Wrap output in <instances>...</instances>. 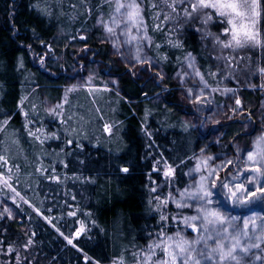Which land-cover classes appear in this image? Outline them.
Here are the masks:
<instances>
[{
    "label": "trees",
    "instance_id": "trees-1",
    "mask_svg": "<svg viewBox=\"0 0 264 264\" xmlns=\"http://www.w3.org/2000/svg\"><path fill=\"white\" fill-rule=\"evenodd\" d=\"M143 2L149 53L162 63V80L145 68L136 77L125 64L133 53L129 44L119 57L102 40L97 22L111 16V0H0V176L6 168L18 172L10 188L21 199L14 221L0 209V264H135L161 237L162 225L164 236L182 228L168 194L184 189L199 151L213 154L219 173L229 172L235 150L264 123V91L254 76L264 66V0L256 23L261 47L234 51L229 60L228 48L218 53L213 36L205 35L227 37L215 14L202 24L199 12L185 17L183 10L191 9L178 3L165 22L153 6L162 0ZM188 53L203 76L231 67L238 83L227 86L249 81L252 90H238L243 118L226 121L211 94L207 102L174 88L168 75ZM91 71L115 80L117 89L106 85L91 95L69 86ZM186 114L216 123L207 132L194 130ZM164 166L173 169L171 178H164ZM258 210L264 228L263 202Z\"/></svg>",
    "mask_w": 264,
    "mask_h": 264
},
{
    "label": "rangeland",
    "instance_id": "rangeland-1",
    "mask_svg": "<svg viewBox=\"0 0 264 264\" xmlns=\"http://www.w3.org/2000/svg\"><path fill=\"white\" fill-rule=\"evenodd\" d=\"M111 1L113 7L111 16L105 20H99L97 22V28L101 30L102 40L110 46L111 53L116 54L119 57L124 56V47L125 45L127 46L129 44L130 50L132 49L133 53L127 55L130 60L127 61V63L125 64H127L131 70L136 71V77L138 76L139 71H141L139 69L145 68L146 70H148V74H152L151 76H155L156 80H162L167 78V75L162 70V63L156 58L152 57L149 53L152 38L150 37L147 31V24L144 15V2L141 4L143 27H129V25L124 22L122 15L116 13L115 11L116 0ZM121 2H126V0H121ZM159 4L161 5L159 6V8H157L158 4L155 5L154 8L155 10H158L157 12L162 15V20L166 22L169 19V13L172 14V10L169 11L170 8L166 9L164 7L165 0H162V2H159ZM165 12L167 13L165 14ZM113 16H117L119 18L118 24L113 23ZM258 16L256 17V23ZM245 23H247V21H245ZM256 23L255 30L258 32V25ZM107 27H112L114 29L115 35H111L110 33H108ZM125 29H127V33H125ZM205 33L208 32L206 31ZM133 35L137 37L136 40H131V36ZM228 39L229 37L227 36L226 38H223L221 40L226 41ZM258 39H260L261 41V44L258 45L260 48L262 45V39L260 34L258 35ZM126 40L129 42L125 43ZM206 40L208 39L206 38ZM166 41L168 45H174L171 40L168 39ZM248 47L252 46L249 45L242 48H238L236 50L228 48L229 54H224V56L228 60L229 57L235 58V54L238 53L240 55L242 53V50H245V48ZM137 48H141L142 53H137ZM217 48L218 53L222 54V50L220 49L219 45ZM234 51H236L237 53H235ZM189 56H191L192 58L193 66H189ZM137 57H139V59ZM230 68L231 67H227L225 68V70L221 68H216V70H213L212 72H207L206 74H204L205 76H203L193 55L188 53L187 55L182 57L181 62L177 64L176 68L173 70V72L171 71V74L168 75V77H171L170 80L172 81L173 85H175L174 88L180 89L179 91H194V99L200 100L202 97L207 96V102H210L209 95L211 94L213 97L212 99L214 101L212 102V104L216 106L218 110L223 109L222 116L226 119V121L231 120L233 117L241 119L245 116L246 111L243 107L242 101L240 100L238 90H252L253 87L249 83H247L249 81H246V84L243 82L241 84H245L243 87L227 86L229 85L230 81H233V83H238L236 78L231 76L234 75V72L236 73L237 71L235 70V68ZM254 76L258 78V81L260 82V90L263 92L264 87L261 86L264 85V66L257 67ZM201 77H203V79H201ZM70 84L72 85L69 86L73 88H77L78 86L88 89L89 92H91V95L93 93H96L97 91H103L104 89H107L108 87L106 85H109L110 88H112L111 90L117 89L115 80H113L112 78H108L105 75L103 76L97 74L95 71H91L90 74L85 72V75L82 76L81 74L78 75L77 77H75L74 82H70ZM99 84L102 85L98 86ZM205 84L207 85V87H205ZM160 95L161 94L158 93L153 102H159ZM261 103L262 104L260 105L262 107V111L264 110V98L263 102ZM193 107L194 108L191 110V112H193L195 109V106ZM208 108L210 107L206 106L204 110H209ZM200 115L204 117L203 114ZM184 118L187 120L188 123H190L194 130L198 128L202 131L205 130V132L210 131L212 126L216 123L215 119L209 122L207 121L208 123H206V121L203 122L205 118H203L201 121L199 120V117L195 116V114H186ZM202 122L204 123V126L202 125ZM242 129L246 134L251 133L253 131V129L248 123L244 124ZM106 131L109 132V128H107ZM262 135H264V123H258V128L255 132H253L252 139H250L251 141L245 145L241 144L240 147L235 150L234 159L228 168L230 170L229 172L226 171L224 173H219V169L216 168V164L218 162L216 161L217 159H215L213 154H208L205 151V148L199 151L198 155L194 159L192 167H190L187 171V182L184 189L182 191H178L176 194L173 193L172 195H169L167 193L172 200L174 208L176 209V213L174 214V220L176 222H179L182 226V228L173 232L169 236H176L177 233H180L183 238L191 241L196 239L198 236L204 235L201 232L193 231V227H189L183 223L184 216L197 215V212L195 211V206L197 202L190 201L189 203L192 205V207L182 206L180 208H177L176 203L172 199V197H175L176 200H181L182 197L180 193L184 192L186 189H197L201 181H203L204 185L213 192V196L211 197L213 203L209 204L207 207L213 211H220L225 216L234 218V224L239 230L238 232H234L232 228H228L227 232L224 234V237L220 238L221 242L225 245V251H227L228 248H234V255L237 257L239 264H264V228L262 227L263 224H261V221H259L261 217V211L258 210L260 203H264V188L261 187V185H264V175L261 174L264 173V158H262L257 153L255 143L257 138ZM109 143H112V141H110ZM249 154L254 155V160L250 161L247 159ZM254 167L259 168L260 172L257 173L253 171ZM170 171L171 174L169 175L168 173ZM15 173L9 168H6L4 169V174L0 176V190H10L9 193L11 194V196H6L3 193L0 194V209L11 221H14L16 220V218H18L17 211L14 208V205L19 204V202L21 201L20 196L12 188H10L13 184V181H17V179L14 180ZM162 173L164 178H171L173 175V169L168 166H164ZM253 176L257 177L254 183H243L245 178H249L250 180V178ZM233 177H236L237 179L233 180ZM225 178H227L229 181V187H232V185L235 184V188L233 190L236 192L237 196H241V193H243V199L240 202H237L235 198L226 199L225 196L221 195L222 192L227 193V189L221 188V182L224 181ZM249 191L252 192L251 195H249ZM257 197H260V199H257ZM153 198L159 201V198H157L155 194ZM216 198H219V200L216 201ZM254 205H258V208L256 206L254 207ZM254 209H256L257 211L255 212ZM193 225L197 229H199L200 221H193ZM81 230L82 228L76 231L74 238L81 233ZM166 236H161L158 239L155 238L153 239L152 243L154 241L161 240ZM236 238H238L241 242L239 247H235ZM68 242L71 244L72 240L70 239L68 240ZM215 244V240H208L207 247H205L204 242L196 243L194 245L195 251L192 253L193 259L199 258L200 264H237V260L223 259L217 256L216 254H212V259L210 260L205 259L201 261L200 253L202 251L211 253V248ZM244 248H247L248 250L246 252L242 251L241 249ZM147 255L148 253H145L143 255L141 254L142 259L138 258L135 264H146L145 257ZM248 256H251L253 260L243 262L244 258H247ZM155 259L163 260L167 259V256L165 253L161 252L160 249L157 248L155 250V255L152 256L153 264ZM177 264H182V260H178Z\"/></svg>",
    "mask_w": 264,
    "mask_h": 264
},
{
    "label": "snow or ice",
    "instance_id": "snow-or-ice-1",
    "mask_svg": "<svg viewBox=\"0 0 264 264\" xmlns=\"http://www.w3.org/2000/svg\"><path fill=\"white\" fill-rule=\"evenodd\" d=\"M143 0H126V2H121V0H116L115 11L118 14H121L123 20L129 27L140 26L143 27V16L141 15V4ZM165 3L172 9L173 12L176 11V4L187 3L191 11L184 9V16L191 18L193 13L199 12L200 15L197 19L202 24H209L213 22V14L218 18L215 22L226 25L222 29V34L228 36V40H221L219 36L212 34L210 32L205 33V35H212L216 44L221 48H231L236 50L245 46H258L261 44L260 39H258V32L255 30L256 17L259 15L258 11V0H171V3L168 0H165ZM155 6V5H153ZM205 9H212L213 12H205ZM123 10V12H122ZM113 23L118 24V17L113 16ZM247 21V23H245ZM108 33L115 35L114 29L112 27H107ZM127 33V29H125ZM135 35L131 36V40H136ZM143 39V37H142ZM129 41H125L128 43ZM173 46H180L179 44H174ZM139 59V57H137ZM189 66L192 65V58L189 56ZM199 74V73H197ZM203 79V77H201ZM205 87L207 85L205 84ZM257 153L264 158V135L260 136L256 140ZM248 160H254V155L249 154L247 157ZM127 171V169H124ZM253 171L259 173V168H253ZM171 174V171L168 173ZM264 175V173H261ZM233 180L237 179L236 177L232 178ZM257 179L256 176L250 178H245L243 183L255 182ZM264 188V185H261ZM221 188L227 189V193H221L225 196L226 199L235 198L237 202H240L243 199V193L241 196H237L236 192L233 190L235 184L232 187H229V181L225 178L221 182ZM252 192L249 191V195ZM182 199L176 200L175 197H172L173 201L176 203V207H192L189 203L190 201H196L195 211L197 215L195 216H184L183 223L189 227H193V231H198L204 235L198 236L194 240H187L183 238L180 233H177L176 236H166L161 240L154 241L149 245L147 252L148 255L145 257L146 264H153L152 256L155 255V250L158 248L161 252L165 253L167 259L156 260L154 264H177L178 260H182V264H200V259H193L192 253L195 251L194 245L199 242H204L205 247H207L208 240H215L216 244L211 248V253L202 251L200 253L205 259H212V254L223 259L237 260V257L234 255V248H228L225 251V245L221 242L220 238L224 237V234L227 232L228 228H232L234 232H238L236 225L234 224V218L225 216L220 211H213L207 206L212 204L213 201L211 197L213 192L209 190L201 181L199 187L195 190L186 189L184 192L180 193ZM260 199V197H257ZM162 203H166L162 202ZM161 220H167V215L162 214L160 216ZM175 219V217L173 218ZM199 220L200 227L197 229L193 225V221ZM164 225L161 226L162 231L158 233V236H164L163 229ZM240 240L235 239V247L240 246ZM242 251H247V248L241 249ZM237 264L239 261L237 260Z\"/></svg>",
    "mask_w": 264,
    "mask_h": 264
},
{
    "label": "water",
    "instance_id": "water-1",
    "mask_svg": "<svg viewBox=\"0 0 264 264\" xmlns=\"http://www.w3.org/2000/svg\"><path fill=\"white\" fill-rule=\"evenodd\" d=\"M84 261H86V259H84Z\"/></svg>",
    "mask_w": 264,
    "mask_h": 264
}]
</instances>
